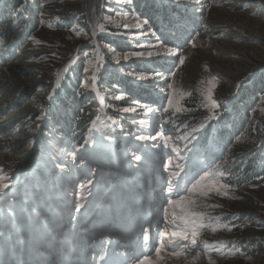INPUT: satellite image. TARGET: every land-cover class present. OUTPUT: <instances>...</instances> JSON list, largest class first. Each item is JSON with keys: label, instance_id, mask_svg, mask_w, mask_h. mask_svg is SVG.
I'll return each mask as SVG.
<instances>
[{"label": "rangeland", "instance_id": "rangeland-1", "mask_svg": "<svg viewBox=\"0 0 264 264\" xmlns=\"http://www.w3.org/2000/svg\"><path fill=\"white\" fill-rule=\"evenodd\" d=\"M6 1L0 0V16L3 20V23L0 22V126H3L0 129L5 128L0 131V164L6 166V171L8 166H12L14 171L19 169L9 172L13 182L10 190H6L9 198L14 194L15 202L21 209V215L17 217L18 225L21 228L28 225L25 221L24 200L33 213L39 214L40 203L46 202L49 212L58 213L59 210L53 206L60 208V202L75 199L74 195H67L76 191V182H70L73 175L71 172L65 173V179L61 180L57 176L59 170L53 167L50 156L61 154L68 159L63 149L72 150L70 145L79 143L88 135L90 121L97 115V110H100L97 95L91 91V72L86 74L84 71L88 63L83 57L85 51L89 52V59L93 60L92 66H95L94 45L89 44L97 40L102 49L99 56L104 60L99 72L97 71V89L105 97L106 107L112 106L108 107V114L118 115L121 123L123 120L131 122V128L136 134L141 116L137 113H115L113 109L133 106V101L136 100L141 103L163 104L165 101L161 90L166 88V84L157 77L148 85L128 76V72L161 69L165 73L169 69L175 71V76L170 77L169 82L173 83L177 92L192 93L191 97L184 96L181 104L193 109L190 113L178 114L179 118L174 121L177 126L183 123L197 126L202 121L207 114V109L202 106L201 95L206 85L200 81L207 80L209 75L218 77L215 98L221 103L228 100L229 105L220 122H216L220 156L215 160L225 161V171L231 173L226 182L233 187L229 189L227 197L211 195L205 202L219 207L204 210L232 211L235 214L221 222L228 224L231 231L218 227L217 232L213 233L211 228H207L199 240H207L210 244L221 241L226 245L222 249L223 255L212 252V260H218L215 264H264V84L261 82L264 73L257 71L264 69V34L256 30L258 28H252L255 20L264 22V0H201L203 11L190 4L185 13L189 22L179 39L166 30L169 16L166 0L163 6H157L154 0H134L136 12L150 18L152 27L157 30V37L163 34L168 37L170 46H180L185 56L183 65H179L175 57L166 61L157 60L156 63L133 58L122 61L119 65L115 64L110 58V50L103 48V44L124 52L141 50L139 44L157 43V37L151 35L128 39L126 36L130 34L129 30L118 29L116 25L103 19L106 16H112L118 22L130 19L117 15L129 11L127 5L117 3V0H95L90 7L88 0H30L32 5L26 4L22 13H18L16 8L12 9V2L8 5L11 8L7 7ZM29 8H32V13L40 24L34 32L29 29ZM12 10L17 12L15 17H12ZM91 18L93 28L96 23H104L107 31L103 34L97 31L93 38ZM73 27L79 28L80 36L71 31ZM131 31L139 32L134 28ZM251 31L254 33L253 37L249 35ZM116 32H124L126 35H116ZM107 39H114L117 44H110ZM187 41H193L196 46L192 47ZM74 56H79L80 59L65 74L63 69ZM205 65L208 72L204 71ZM222 69L233 70L239 77L231 79ZM253 71H256L255 79L245 80L246 75ZM60 74L63 79L57 88L56 80ZM84 81H89L87 88L83 86ZM237 81H244V84L238 95L233 96ZM142 84L144 87H141ZM129 87L132 88L131 92L126 90ZM54 89L56 93L53 103L48 96ZM117 95L124 98L111 99ZM106 107L101 106L99 114L103 113V117L107 114ZM42 112H45L48 119L52 118L47 126L54 123L53 117H60L56 119L57 128L64 131H60V138L54 140L59 151L55 152L50 147V141L44 142L50 136L48 127L44 128V125L40 132V128L36 127L43 120L37 121L35 117ZM157 120L163 123L160 117L154 118V123ZM155 130L158 129H153V134ZM164 130L173 131V125H164ZM207 132H204L200 141L199 160L200 152L202 154L204 151L203 143L207 140ZM53 135L56 136L55 131ZM132 136L126 138L123 135L124 138L116 142L124 150V145L132 146ZM58 141H62V145ZM27 148L31 150L24 156ZM67 167L71 171L70 166ZM102 167L108 169L112 166ZM129 172L131 174L120 171L118 177H114V173L112 176H97L103 180L107 193L99 209L102 217L112 215L115 199L126 206L132 205L128 194L132 195L133 192L127 182L132 178H139L140 174L132 168ZM69 174L72 179H68ZM83 179L84 177L81 178ZM108 180L112 181L111 188L107 187ZM20 181L22 187H18ZM151 184L154 185V182L151 181ZM100 220L101 218L97 221ZM206 222L212 226L219 225L218 222ZM201 257V261L208 264V257Z\"/></svg>", "mask_w": 264, "mask_h": 264}, {"label": "snow or ice", "instance_id": "snow-or-ice-1", "mask_svg": "<svg viewBox=\"0 0 264 264\" xmlns=\"http://www.w3.org/2000/svg\"><path fill=\"white\" fill-rule=\"evenodd\" d=\"M123 3L128 6L129 11L117 13L122 18L118 22L112 16H106L103 19L116 27L129 30L128 39L145 36L157 37V30L152 27L150 18L143 13L136 12L134 0H117V3ZM157 6H163L165 0H154ZM169 8L166 30L171 31L176 39L180 38L185 26L188 24L186 9L188 5L197 6V10L203 11L201 0H166ZM43 7V5H41ZM25 7L22 5L17 9L22 13ZM139 30L138 33L132 32V29ZM77 36L81 31L77 27L71 29ZM97 31L101 34L107 31L104 23H96L92 37L95 38ZM116 35L125 36L124 32H116ZM85 38H88L87 36ZM195 47L193 41H187ZM101 45H94L93 55L96 58L95 66L93 60L89 59L90 53L85 51L83 57L87 60L88 66L85 67V73L91 72V91L99 97L103 105L105 97L97 89V71L102 67L104 60L99 56ZM103 48L111 52V60L119 65L122 61L126 62L133 58L147 60L156 63L157 60H167L175 57L179 65L185 63V56L182 54L180 46L172 45L167 36L163 34L157 37V43L139 44L141 50L117 51L110 48L108 44H103ZM55 55V54H53ZM79 56L71 58L68 65L64 67L66 74L77 64ZM204 71L208 72L207 65ZM264 73V69L257 70ZM128 76H133L140 82H146L151 85L157 77L164 80L166 88L161 90L165 103L155 104V102L141 103L139 100L133 101V106L116 107L115 113H137L141 116L138 121V133L132 136V146L126 147L119 155L120 161H127L128 167L140 174L139 178L145 186H148L149 180L154 182L150 189L152 201H158L162 215L161 226L155 230H150L149 226H144L137 218L133 222H128L121 214L113 213L111 218L104 222L102 219L97 222V228L107 229L117 225L129 236L136 235V239L127 245H113L110 238H105L99 242L89 238L84 239L77 226L82 222L90 221L93 217L102 214L99 212L103 204V198L107 195L105 184L101 178H97V168L91 167L92 163L112 157L113 142L116 139L115 129L120 128L123 131L124 125L121 123L118 115L105 114L102 118L97 110V115L90 121V127L87 129L88 135L83 138V142L78 145H70L69 149H63L66 156L70 157L76 164L78 175H83V180L76 181V191L67 193L68 196H75V199H69L66 203V211L70 228L63 237L64 259L60 264H196V261L203 255L208 257V264H215L211 254L216 251L223 255L222 249L226 247L221 241L210 244L207 240H199L203 231L211 228L213 233L217 232L218 227L226 228L231 231L228 224H219L212 226L214 218L204 209L216 208L219 205L207 204L205 201L211 196L227 197L229 189L233 186L226 182L231 173L225 171L224 160L201 161L198 158L200 151V141L204 132L213 121L220 122L223 114L228 110L229 101L221 103L215 98L214 90L218 87L216 75H209L207 80H201L205 84L201 95L203 96L202 106L207 109V114L197 126L183 123L177 126L174 121L178 114L190 113L192 108L183 106L181 99L184 96H192L191 92L179 91L174 88L173 83L169 82L170 77L175 76V71L169 69L165 73L162 69L145 70L139 72H128ZM256 71L249 72L245 80L255 79ZM61 79L56 80L57 88L60 87ZM261 82L264 84V75L261 76ZM89 81H84L83 86L88 87ZM244 81H237L235 84L236 92L232 95L237 96L241 90ZM141 87H144L142 84ZM147 91V88H144ZM56 90L49 94L48 99L54 103ZM80 95V93H78ZM123 96H112L113 100H121ZM108 107H112L109 105ZM83 112V109H81ZM160 117L163 123L154 118ZM45 113L35 117L37 121L45 120ZM133 123H137L133 121ZM172 124L173 131L165 132L164 125ZM37 128L41 125L37 124ZM153 129H158L154 131ZM127 138V134H126ZM138 142V143H135ZM62 145V141H58ZM57 148L56 145H50ZM60 149L57 148V151ZM53 167L58 171L57 176L64 180L65 173H70L69 168L63 162L57 159V155L50 156ZM77 160L79 163H76ZM4 165L0 164V197H4L3 204L0 205L3 210V219L7 227L5 236L4 259L0 264H27V262L18 259L26 249L27 239L25 230L18 225L17 217L21 215V209L17 205L16 197L9 198L13 177L9 174L14 171L12 166L5 170ZM68 179H72L69 174ZM219 220V218H215ZM37 235H49L51 229L37 221ZM138 229H142L138 232ZM106 237L109 233H103ZM238 252L239 249H236ZM47 264V262H45Z\"/></svg>", "mask_w": 264, "mask_h": 264}, {"label": "bare ground", "instance_id": "bare-ground-1", "mask_svg": "<svg viewBox=\"0 0 264 264\" xmlns=\"http://www.w3.org/2000/svg\"><path fill=\"white\" fill-rule=\"evenodd\" d=\"M263 1V0H262ZM94 2H95V0H88V6L90 7V6H92L93 4H94ZM254 27H256V28H258V29H256V30H258L259 32H261L262 34H264V22H262V21H260V20H255V21H253L252 22V28H254ZM250 35V37H253L254 36V33L251 31V34H249ZM232 70V69H231ZM222 72L223 73H225V75L226 76H229V77H231V79L232 78H237V77H239V74H237L235 71H230V70H226V69H222ZM61 74H62V71L60 72ZM61 74L59 75V77H61ZM104 111H106L105 109H104ZM101 117L102 118H104L103 117V113H102V115H101ZM0 127H3V126H0ZM34 141V140H33ZM116 141H117V139H115V141L113 142V152L115 153V155L118 157V160H119V155L122 153L121 151H116L115 150V147H116ZM30 148H27L26 149V151H25V154H24V156L27 154V153H29L30 152ZM56 152V151H55ZM65 155V154H64ZM58 158L59 159H61V162H69V160L71 161V158H65V156H63V155H61V154H59L58 155ZM104 159H106V158H104ZM104 159H101V160H104ZM73 163V162H72ZM77 163H79V161L77 160ZM73 165V164H72ZM113 165H115V162L113 163V164H110L109 166H113ZM74 167V166H73ZM74 169H75V173L76 174H78V170H77V168H76V165H75V167H74ZM17 170H19V169H17ZM17 170H15L14 172H16ZM54 172V171H53ZM115 172V171H114ZM120 172V171H119ZM127 181V180H126ZM117 182V181H116ZM125 182V181H124ZM115 183V182H114ZM128 183V182H127ZM17 184V183H16ZM117 191V190H116ZM116 194V193H115ZM39 196V195H38ZM41 196V195H40ZM114 196V195H113ZM39 198V197H38ZM44 199V198H43ZM39 201H42V198H39ZM136 202H138L137 200H136ZM157 204L160 206V204H159V202L157 201ZM120 205V206H119ZM119 205H118V208L120 209V211H121V213H123V210H122V208L123 209H125V206H124V204H121V203H119ZM66 205H64L63 206V209H62V212H61V217H57V223H56V225H55V228H57V229H60V227L63 225V223L65 222V220L68 218V216H67V211H66V207H65ZM122 207V208H121ZM128 209H130V207H128ZM39 210H40V212H41V209L39 208ZM46 210H48L47 208H45L44 209V211L43 212H47ZM52 213H54V212H52ZM114 213H118V212H114ZM133 213V212H132ZM124 214V213H123ZM0 217H2V220H1V223H3V222H5L4 221V219H3V215H0ZM39 220V217H37V215L35 214V213H32V211L30 210V208L28 209V215L26 216V221H28V222H32L33 221V223H35L36 222V224H37V221ZM104 221V220H103ZM108 221V220H107ZM104 222H106V221H104ZM28 225H29V223H28ZM90 225H94V226H92V227H97L96 225H97V223H92V224H90ZM36 226V225H35ZM88 228H90V226H87ZM81 228V225L80 226H77V229H80ZM112 229H114V232H117V225H114V226H112L111 227ZM91 229V228H90ZM100 228H97L96 230H98V234H97V239L99 240V235H100V233H102L103 231H100L99 230ZM85 230H87L88 231V229H85ZM155 231V230H154ZM28 233H30L29 232V227H28ZM6 234H7V227L6 226H4V225H1L0 224V244L1 243H5V236H6ZM64 235L65 234H61V235H59V236H57V238H53L52 239V241L53 240H55V239H58L59 240V242H57L58 244H62V242H63V237H64ZM37 236V231H35V232H33L32 234H31V240H30V244H33L34 243V241H35V237ZM46 236H49V235H43L42 236V238H44V240H43V242L40 244V247L37 249V250H34V251H38V253H35V255H37L38 257H39V260L40 261H42V260H45V258H47V254H48V252H45V249L47 248V246H49V247H51V246H53L54 244H52V245H50V241L51 240H47L46 239ZM93 240H94V237H93ZM98 242V241H97ZM42 245H44V246H42ZM42 254H45V255H43V257H42ZM45 256V257H44ZM202 260V257H200L197 261H196V264H206V263H204L203 261H201ZM208 260V259H207ZM2 261V260H1ZM205 261V260H204ZM215 262L217 263L218 262V260H215ZM219 264V263H218Z\"/></svg>", "mask_w": 264, "mask_h": 264}, {"label": "trees", "instance_id": "trees-1", "mask_svg": "<svg viewBox=\"0 0 264 264\" xmlns=\"http://www.w3.org/2000/svg\"><path fill=\"white\" fill-rule=\"evenodd\" d=\"M10 2H12V5H14L13 7H12V9H18L20 6H24V7H26V4H28V5H32V4H30L31 3V1L30 0H7L6 1V5H7V7H9L8 5L10 4ZM11 5V4H10ZM9 8H11V7H9ZM29 11H31V12H28V15H27V19H30V27H29V29L31 30V31H36L38 28H39V21H38V19H37V17H36V15L34 14V13H32V8H29ZM32 13V14H31ZM11 14H12V17H15L16 16V14H17V12L15 11V10H12L11 11ZM0 18H1V16H0ZM108 40V42L110 43V44H117V42L114 40V39H107ZM81 78H79V80H80ZM128 92H131L132 91V88L131 87H129L128 89H126ZM129 95H130V93H129ZM80 103V102H79ZM73 111L75 110V108L74 109H72ZM131 122H127V121H125L124 122V127L126 128V130H128V131H130L131 130Z\"/></svg>", "mask_w": 264, "mask_h": 264}, {"label": "water", "instance_id": "water-1", "mask_svg": "<svg viewBox=\"0 0 264 264\" xmlns=\"http://www.w3.org/2000/svg\"><path fill=\"white\" fill-rule=\"evenodd\" d=\"M90 22H91V25H92V28H93V24H92V18H91V21H90ZM93 44H96V45H98V42H97V40H95V41H94V43H90L89 45H93ZM31 148H33V147L31 146Z\"/></svg>", "mask_w": 264, "mask_h": 264}, {"label": "built area", "instance_id": "built-area-1", "mask_svg": "<svg viewBox=\"0 0 264 264\" xmlns=\"http://www.w3.org/2000/svg\"><path fill=\"white\" fill-rule=\"evenodd\" d=\"M60 72V71H59ZM59 72H58V74H59Z\"/></svg>", "mask_w": 264, "mask_h": 264}]
</instances>
